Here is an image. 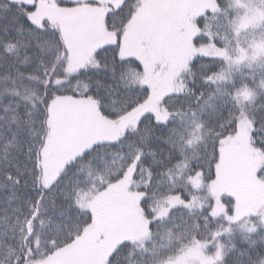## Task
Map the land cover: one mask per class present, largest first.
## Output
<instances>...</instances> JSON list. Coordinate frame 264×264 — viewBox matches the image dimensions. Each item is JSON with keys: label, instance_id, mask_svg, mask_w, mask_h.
Masks as SVG:
<instances>
[{"label": "snow or ice", "instance_id": "snow-or-ice-1", "mask_svg": "<svg viewBox=\"0 0 264 264\" xmlns=\"http://www.w3.org/2000/svg\"><path fill=\"white\" fill-rule=\"evenodd\" d=\"M0 264H264V0H0Z\"/></svg>", "mask_w": 264, "mask_h": 264}]
</instances>
